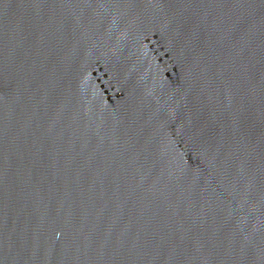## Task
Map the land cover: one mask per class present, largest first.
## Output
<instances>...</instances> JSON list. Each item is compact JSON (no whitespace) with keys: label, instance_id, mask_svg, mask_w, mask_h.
<instances>
[{"label":"water","instance_id":"95a60500","mask_svg":"<svg viewBox=\"0 0 264 264\" xmlns=\"http://www.w3.org/2000/svg\"><path fill=\"white\" fill-rule=\"evenodd\" d=\"M0 264H264V0H0Z\"/></svg>","mask_w":264,"mask_h":264},{"label":"clouds","instance_id":"9594fccd","mask_svg":"<svg viewBox=\"0 0 264 264\" xmlns=\"http://www.w3.org/2000/svg\"><path fill=\"white\" fill-rule=\"evenodd\" d=\"M143 47H144V49H145V51H146V50H147V45H144ZM85 79H86V80L88 79V76H87V75H86Z\"/></svg>","mask_w":264,"mask_h":264}]
</instances>
